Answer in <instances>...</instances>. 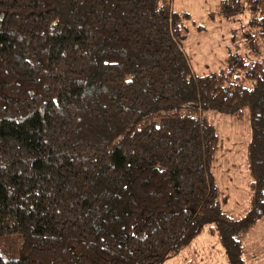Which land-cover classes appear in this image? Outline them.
<instances>
[{
  "label": "trees",
  "instance_id": "16d2710c",
  "mask_svg": "<svg viewBox=\"0 0 264 264\" xmlns=\"http://www.w3.org/2000/svg\"><path fill=\"white\" fill-rule=\"evenodd\" d=\"M240 14L247 57L198 77L172 0H0V264H163L203 234L248 264L264 221V0L209 16ZM210 113L248 119L241 218L222 208Z\"/></svg>",
  "mask_w": 264,
  "mask_h": 264
},
{
  "label": "rangeland",
  "instance_id": "374dc122",
  "mask_svg": "<svg viewBox=\"0 0 264 264\" xmlns=\"http://www.w3.org/2000/svg\"><path fill=\"white\" fill-rule=\"evenodd\" d=\"M221 0H172L176 13H187L189 20L183 51L195 76L203 77L219 72L226 67L229 57H247L250 46L245 42L247 16L240 14L232 20L218 13ZM198 27L202 30L199 31ZM259 56L264 60V47ZM212 124L222 142L214 165L213 175L221 194L224 212L232 217H243L248 209L249 176L246 165V146L249 141L248 119L236 122L231 117L210 113ZM244 250L248 264H264V221L250 230L244 240ZM18 244L2 252L4 257L12 258ZM12 252V253H11ZM163 264H228L224 251L216 237L201 235L178 256Z\"/></svg>",
  "mask_w": 264,
  "mask_h": 264
}]
</instances>
